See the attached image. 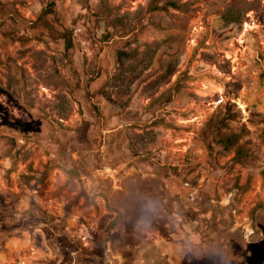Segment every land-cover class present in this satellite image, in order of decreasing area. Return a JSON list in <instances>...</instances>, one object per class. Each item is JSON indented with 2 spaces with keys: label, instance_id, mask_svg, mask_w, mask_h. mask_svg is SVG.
<instances>
[{
  "label": "rangeland",
  "instance_id": "374dc122",
  "mask_svg": "<svg viewBox=\"0 0 264 264\" xmlns=\"http://www.w3.org/2000/svg\"><path fill=\"white\" fill-rule=\"evenodd\" d=\"M185 232L264 240V0H0V264H173Z\"/></svg>",
  "mask_w": 264,
  "mask_h": 264
},
{
  "label": "flooded vegetation",
  "instance_id": "af4514ba",
  "mask_svg": "<svg viewBox=\"0 0 264 264\" xmlns=\"http://www.w3.org/2000/svg\"><path fill=\"white\" fill-rule=\"evenodd\" d=\"M192 228H191L192 231L190 234H191L192 238L198 237L201 239V241L195 240L196 242L201 243L199 245H204V243L208 242L205 244V247L210 248L211 251H213V249L216 248V246H215L216 244L210 243L209 239H207V237L204 233L197 232L195 229H192ZM185 234H186V240H185L186 241V256L183 257L184 251L181 252V248H180L181 244H177V247L179 248V250H177V252H179V256H176V258H174L172 263L173 264H211L212 262H208V263L201 262L199 259H196L193 256L192 250L194 249L195 245L189 243L190 242L189 241V234H187V232H185ZM223 247H224V245H223ZM221 251H223L222 246L220 248V251H219V249H217L218 253H221ZM248 253H249L248 257L246 256V259L244 258L246 260L247 264H264V240H262L261 242L255 243L252 247H249ZM247 258H249V260ZM215 263H217V262H215ZM217 264H222V262L220 260H218Z\"/></svg>",
  "mask_w": 264,
  "mask_h": 264
}]
</instances>
